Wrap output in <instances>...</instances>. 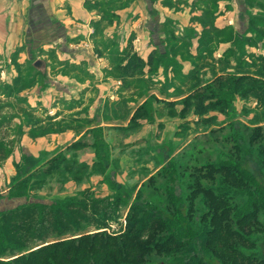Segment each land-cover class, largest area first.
<instances>
[{
	"label": "rangeland",
	"instance_id": "374dc122",
	"mask_svg": "<svg viewBox=\"0 0 264 264\" xmlns=\"http://www.w3.org/2000/svg\"><path fill=\"white\" fill-rule=\"evenodd\" d=\"M246 4L248 22L221 30L204 26L197 48L186 34L181 41H167V57L156 54L149 68L133 70L130 65L124 73L125 68L118 66L126 58L108 57L117 68L110 73L115 82L109 90L112 99L96 100L95 91L90 100H26L24 93L38 74L31 61L22 65L15 58L8 62L0 57V70L5 63L17 68L11 83L6 82L9 74L4 79L0 72V142L7 145L6 157L0 159V210L15 206L8 199L11 189L31 176V195L36 199H75L72 224L62 222L71 228L63 240L98 232L117 236L133 222L129 206L110 214L107 228H102L94 222L100 215L91 219L87 212L82 214L85 201L80 200L83 191L88 200L112 196L109 180L114 179L118 188H127L131 202L138 195L136 204L151 202L165 216L172 210L169 191L175 199L183 198L178 207L184 213L193 201L198 219L209 212L202 203L203 190L214 189L221 179L216 167L221 170L219 162L227 155L236 158L238 149L243 167L264 184L258 161L264 144V95L254 93L264 86V32L250 20L264 21V0ZM239 77V91L217 85L221 78ZM255 129L262 136L251 144V138L258 137ZM63 132L67 135L61 136ZM60 153L64 157H58ZM55 238L59 237L51 233L31 245L48 242L34 248L38 250ZM256 239L259 251H264V239ZM193 248L190 255H203L197 240ZM11 255L0 259L12 262ZM170 255L151 254L146 259L158 264L174 257ZM204 259L208 261L207 256Z\"/></svg>",
	"mask_w": 264,
	"mask_h": 264
},
{
	"label": "trees",
	"instance_id": "16d2710c",
	"mask_svg": "<svg viewBox=\"0 0 264 264\" xmlns=\"http://www.w3.org/2000/svg\"><path fill=\"white\" fill-rule=\"evenodd\" d=\"M250 20L253 26L259 25L264 32V21L256 23ZM152 60L153 56L148 60V65ZM130 65L136 70L145 67L146 63L133 55L125 65L124 73ZM261 76L264 78V69ZM240 80V77L233 80L221 78L217 85L227 91H239L237 85ZM254 93L257 96L264 95V86L257 88ZM255 131L258 137L255 134L250 140L251 144H255L262 136L260 129ZM6 147L0 142V159L6 157ZM63 155L60 153L58 157ZM222 161L219 162L223 164L221 170L216 167V171L221 173V179L214 189L203 190L205 194L202 203L208 207V214L204 213L196 219L193 201L184 213L178 207L183 198L175 199L169 191L167 200L172 210L165 216L156 211L151 202L136 204L138 195L131 202L127 188H118L114 179H110L109 184L115 192L112 196L88 200L85 191L80 194V200L85 201L82 214L87 212L91 219L100 215L94 222L107 228V217L117 209L129 206V217L133 222L117 236L98 232L89 237L70 240L62 238L71 231L69 225L72 224V217H75L71 211L77 207L75 199H36L31 195L32 178L28 176L20 180L9 193L8 199L14 201L15 206L0 210V258L10 253L11 257H15L12 262L0 259V264H153L146 258L151 254L158 256L159 253H173L170 256L174 257L168 256L170 259L158 264H264V251H259L256 239H264V184L243 167L242 152L239 149L236 158L227 155ZM258 161L264 174V144L258 149ZM262 212L263 218L259 219ZM66 221L69 223L67 226L63 224ZM51 233L59 238H55L54 243L34 250L36 246L48 242H39L38 245H31V242L38 239L42 241ZM196 240L203 254L197 258L190 255ZM177 247L180 250H176ZM205 256L208 261L204 259Z\"/></svg>",
	"mask_w": 264,
	"mask_h": 264
},
{
	"label": "crops",
	"instance_id": "0c3cea01",
	"mask_svg": "<svg viewBox=\"0 0 264 264\" xmlns=\"http://www.w3.org/2000/svg\"><path fill=\"white\" fill-rule=\"evenodd\" d=\"M246 2L0 0V57L22 65L31 61L33 66L37 59L46 63V72H37L26 89V100H90L95 91L96 100L112 99L110 73L117 68L108 57L126 58L118 66L125 67L130 57L138 56L149 68L151 56L168 54L167 41H181L186 34L197 48L204 26L221 30L248 22ZM2 69L4 79L10 77L6 82H14L17 68L5 63Z\"/></svg>",
	"mask_w": 264,
	"mask_h": 264
},
{
	"label": "water",
	"instance_id": "95a60500",
	"mask_svg": "<svg viewBox=\"0 0 264 264\" xmlns=\"http://www.w3.org/2000/svg\"><path fill=\"white\" fill-rule=\"evenodd\" d=\"M33 68L44 74L46 72V63L41 59H37L33 62Z\"/></svg>",
	"mask_w": 264,
	"mask_h": 264
}]
</instances>
